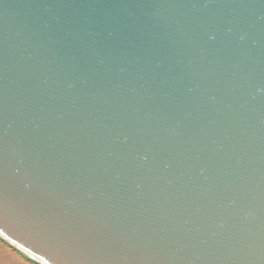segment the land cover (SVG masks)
Wrapping results in <instances>:
<instances>
[{
	"label": "water",
	"instance_id": "95a60500",
	"mask_svg": "<svg viewBox=\"0 0 264 264\" xmlns=\"http://www.w3.org/2000/svg\"><path fill=\"white\" fill-rule=\"evenodd\" d=\"M0 235L264 264V0H0Z\"/></svg>",
	"mask_w": 264,
	"mask_h": 264
},
{
	"label": "rangeland",
	"instance_id": "374dc122",
	"mask_svg": "<svg viewBox=\"0 0 264 264\" xmlns=\"http://www.w3.org/2000/svg\"><path fill=\"white\" fill-rule=\"evenodd\" d=\"M0 264H30L0 244Z\"/></svg>",
	"mask_w": 264,
	"mask_h": 264
},
{
	"label": "flooded vegetation",
	"instance_id": "af4514ba",
	"mask_svg": "<svg viewBox=\"0 0 264 264\" xmlns=\"http://www.w3.org/2000/svg\"><path fill=\"white\" fill-rule=\"evenodd\" d=\"M0 244L3 245V246H5L8 249V245L3 240H1V239H0Z\"/></svg>",
	"mask_w": 264,
	"mask_h": 264
}]
</instances>
